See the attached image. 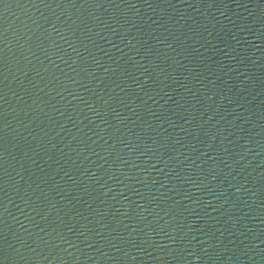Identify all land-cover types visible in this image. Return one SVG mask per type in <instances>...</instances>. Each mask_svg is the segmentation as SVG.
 I'll use <instances>...</instances> for the list:
<instances>
[{"label":"water","instance_id":"95a60500","mask_svg":"<svg viewBox=\"0 0 264 264\" xmlns=\"http://www.w3.org/2000/svg\"><path fill=\"white\" fill-rule=\"evenodd\" d=\"M0 264H264V0H0Z\"/></svg>","mask_w":264,"mask_h":264}]
</instances>
